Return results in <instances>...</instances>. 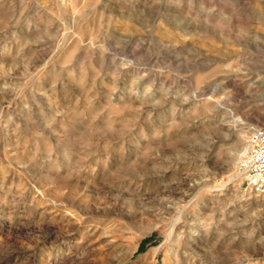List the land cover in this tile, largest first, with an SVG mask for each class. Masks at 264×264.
<instances>
[{"label": "rangeland", "instance_id": "rangeland-1", "mask_svg": "<svg viewBox=\"0 0 264 264\" xmlns=\"http://www.w3.org/2000/svg\"><path fill=\"white\" fill-rule=\"evenodd\" d=\"M264 0H0V264H264Z\"/></svg>", "mask_w": 264, "mask_h": 264}, {"label": "built area", "instance_id": "built-area-1", "mask_svg": "<svg viewBox=\"0 0 264 264\" xmlns=\"http://www.w3.org/2000/svg\"><path fill=\"white\" fill-rule=\"evenodd\" d=\"M249 145L240 164V172L244 175V191L249 194H264V127L252 128Z\"/></svg>", "mask_w": 264, "mask_h": 264}]
</instances>
